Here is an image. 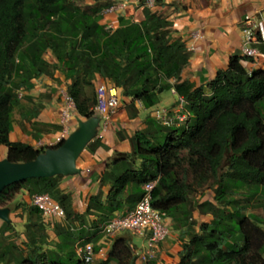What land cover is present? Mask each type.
Wrapping results in <instances>:
<instances>
[{
    "label": "trees",
    "instance_id": "obj_1",
    "mask_svg": "<svg viewBox=\"0 0 264 264\" xmlns=\"http://www.w3.org/2000/svg\"><path fill=\"white\" fill-rule=\"evenodd\" d=\"M85 1L0 0V145L7 148L6 158L28 162L45 150L10 141L8 129L14 112L33 102L27 92L34 81L54 78L56 71L69 78L66 92L84 119L93 115L97 79L117 81L133 114L135 102L150 109L159 103V93L173 87L184 99L188 116L178 126L148 116L146 128L130 139L131 152L117 153L101 175L100 183L110 184L106 203L99 195L91 196L82 215L74 212L71 195L60 188L62 176L29 178L5 187L0 207L22 190L29 195L48 193L64 210L66 223L55 225L58 241L51 244L36 207L28 209L21 243L9 239L12 224L3 222L0 264H80L75 222L83 224L97 212L105 220L115 211L124 215L125 207L132 209L141 197L142 186L154 180L151 204L171 220L181 242L176 264H264V69L248 71L244 62L253 59L233 55L225 70L196 87L180 79L189 59L184 42L172 40V22L145 6L146 0L139 1L140 20L113 30L99 23L98 15L117 0L83 5ZM96 140L89 146H98ZM184 165L194 180H214L212 201L192 203L186 169L178 172ZM253 200L261 216L244 212ZM195 211L211 218L198 230ZM110 260L135 264L125 238L115 239L100 264Z\"/></svg>",
    "mask_w": 264,
    "mask_h": 264
},
{
    "label": "crops",
    "instance_id": "obj_2",
    "mask_svg": "<svg viewBox=\"0 0 264 264\" xmlns=\"http://www.w3.org/2000/svg\"><path fill=\"white\" fill-rule=\"evenodd\" d=\"M139 1L117 0V4L126 2L125 8H117L112 13L102 11L98 15L99 23H107L115 28L140 20L142 17L141 14L138 16V12L142 7L138 4ZM151 10L171 21L173 24L172 40L180 39L185 44L189 59L181 71V81L194 83L196 87L204 86L215 77L217 71L227 68L231 56L242 55L241 21L247 14L254 16L257 23L256 34L259 39L257 47L260 54L257 59H253V62H244V65L248 71L264 69V0H160L159 3L155 2ZM193 33H198L199 36L195 38ZM50 61H54V59L52 58ZM169 81L173 83L174 79ZM69 82L66 74L58 71L55 72L54 78L42 76L35 80L27 92L33 102L27 103L23 111L16 110L14 112L8 129L9 140L26 143L34 149L43 148L46 150L55 145L63 133L61 110L65 105L64 95L67 93L66 87ZM96 82L98 84L102 81L97 79ZM106 83L117 89L120 106L110 117L108 130L103 134V137L93 138L79 154L76 167L80 172L62 176L60 180V188L63 192L71 195L73 210L79 215L85 212L91 196L99 195L101 202L106 203L110 184H101V175L117 153L128 154L131 152L130 139L136 131L146 128L145 121L148 116L151 117L152 108H170L175 105L177 100V96L167 90L175 98L173 100L168 98L167 104L160 106L161 95L166 91L164 90L159 93V103L150 109H145L139 102H135L137 113L133 114L129 108L130 99L122 96L118 82ZM92 116L97 115L93 113ZM78 120L85 119L78 115L76 110L72 111L62 140H65L76 128ZM177 121L176 119V126L182 123V121ZM99 127H101V119ZM94 140L99 143L95 148L89 146ZM6 155L7 148L0 145V159L6 158ZM14 200L18 204H22L18 209L25 211V223H27V213L31 206L29 193L22 190L15 195ZM124 211H129L127 206ZM113 215L122 214L115 211ZM106 221L104 216L97 212L88 215L83 224L75 222L73 226L77 241L94 238L91 242L95 248L93 264H100L107 260L116 238L126 239L131 255L135 257V264H140L136 258V252L143 248L145 239L134 235L138 238L137 245L132 237H129L130 233H120L115 237H108L101 232ZM166 221L171 234L159 244L157 255L154 258L158 260L156 264H176L179 260L178 251L181 242L178 239V231L172 227L169 218ZM65 223L66 220L49 225L43 219L48 242L54 244L58 241L54 232L55 225H64ZM107 264H116V262L110 260Z\"/></svg>",
    "mask_w": 264,
    "mask_h": 264
},
{
    "label": "built area",
    "instance_id": "obj_3",
    "mask_svg": "<svg viewBox=\"0 0 264 264\" xmlns=\"http://www.w3.org/2000/svg\"><path fill=\"white\" fill-rule=\"evenodd\" d=\"M145 6L152 9L155 0H146ZM126 2L115 3L103 10L105 13H112L117 8H125ZM107 30H113L112 25L104 24ZM242 27V56L250 59H257L260 51L257 47L259 39L256 34L257 23L252 15H245L241 21ZM198 33H193V37L197 38ZM172 94L177 96L176 103L173 107H155L152 108L150 114L153 119L163 125H175V120L185 121L188 113L184 109V99L177 95L174 88L171 87ZM96 103L93 107V113L100 117L101 127L97 138H102L103 134L108 130L110 117L115 114L120 106V97L117 89L107 83L100 82L95 87ZM65 105L61 110V124L63 125V133L57 143L62 140L66 130L68 119L75 110V104L67 93L64 95ZM177 121V122H178ZM56 143V144H57ZM55 144V145H56ZM156 185V180L145 183L142 186V195L136 202L134 207L127 211L124 215H116L107 220L101 232L108 237H115L120 233L128 232L145 239L143 248L136 252V258L140 264H146L156 257L158 246L170 234V228L167 223L165 214L154 208L151 204V191ZM29 203L32 207H36L42 214L45 223L53 225L55 222L65 220V212L58 202L53 200L48 193L29 195ZM75 253L80 260V264H93L94 246L91 242L78 240L75 243Z\"/></svg>",
    "mask_w": 264,
    "mask_h": 264
},
{
    "label": "water",
    "instance_id": "obj_4",
    "mask_svg": "<svg viewBox=\"0 0 264 264\" xmlns=\"http://www.w3.org/2000/svg\"><path fill=\"white\" fill-rule=\"evenodd\" d=\"M100 118L91 116L78 120L76 128L57 148H48L34 160L11 162L0 159V194L10 184L29 178L70 176L80 172L76 160L85 146L97 136ZM0 220L11 224L10 208H0Z\"/></svg>",
    "mask_w": 264,
    "mask_h": 264
},
{
    "label": "rangeland",
    "instance_id": "obj_5",
    "mask_svg": "<svg viewBox=\"0 0 264 264\" xmlns=\"http://www.w3.org/2000/svg\"><path fill=\"white\" fill-rule=\"evenodd\" d=\"M92 2V0H86L83 5H88ZM140 5V2L138 3ZM141 11L138 12V16H140ZM45 57L49 60L52 59L51 55L49 53H46ZM172 98L171 100H173L175 97L171 96L170 93L166 90L162 93L161 95V101H160V106H163L165 104H167V99ZM181 156L183 157V159H185L186 157V153L183 152L181 154ZM184 164V163H183ZM183 169H186V180L188 183L191 184L192 186V190L190 193V199L192 201V203L194 205H197L205 200H213L214 197V190L216 187V184L214 183V180L212 178H208L206 180H202V179H196L194 180L192 177V173L189 171V169L187 170V167L184 165L182 166L181 169L178 170L179 174H182ZM233 197L240 199L242 198L241 194L238 193H233L232 195ZM18 197V196H17ZM241 202L243 203L244 201L241 200ZM255 203V200L251 201L249 204L246 205V208L244 209V212L246 214L248 213H255L258 215H262L263 211L261 208L258 207H253V204ZM22 204H18L14 199L9 201V203L4 206V207H9L11 214V223H12V228L13 230L10 231L9 235V239L12 241H15L16 243H21L23 241H25V235H26V223H25V211L24 210H20L18 209V207H20ZM2 208V207H0ZM210 217L209 216H205V215H201L199 214L197 211H195L194 215H193V220H195L197 222L196 225V229H199V225L201 223L204 222H209L210 221ZM3 223L2 220H0V225ZM264 228V227H263ZM128 234V232H123ZM171 234V233H170ZM129 237H132L133 241L135 244L138 245V238L134 235H129ZM157 255V253H156ZM156 261H158L156 259Z\"/></svg>",
    "mask_w": 264,
    "mask_h": 264
}]
</instances>
